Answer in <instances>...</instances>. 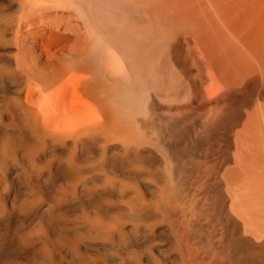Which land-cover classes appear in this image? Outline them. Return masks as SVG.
<instances>
[{
    "label": "bare ground",
    "instance_id": "6f19581e",
    "mask_svg": "<svg viewBox=\"0 0 264 264\" xmlns=\"http://www.w3.org/2000/svg\"><path fill=\"white\" fill-rule=\"evenodd\" d=\"M0 264H264V0H0Z\"/></svg>",
    "mask_w": 264,
    "mask_h": 264
}]
</instances>
